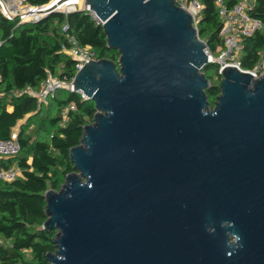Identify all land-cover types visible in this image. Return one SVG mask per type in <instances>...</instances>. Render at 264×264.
Returning a JSON list of instances; mask_svg holds the SVG:
<instances>
[{"label":"water","instance_id":"1","mask_svg":"<svg viewBox=\"0 0 264 264\" xmlns=\"http://www.w3.org/2000/svg\"><path fill=\"white\" fill-rule=\"evenodd\" d=\"M117 62L89 60L95 103L47 190L48 264H264V74L228 66L209 108V59L176 0H86Z\"/></svg>","mask_w":264,"mask_h":264},{"label":"trees","instance_id":"2","mask_svg":"<svg viewBox=\"0 0 264 264\" xmlns=\"http://www.w3.org/2000/svg\"><path fill=\"white\" fill-rule=\"evenodd\" d=\"M41 5L50 0H28ZM203 5L197 30L210 52L215 55L222 48L221 28L216 0H198ZM240 0H224L227 9ZM251 15L261 20L263 28L243 40L240 63L244 69L253 68L264 48V0H253ZM63 25L83 47L93 49L98 59L117 62L119 53L107 47L101 25L85 12L67 15L53 13L37 23L19 24L0 14V140L11 137L20 121L39 110L34 97L22 94L27 88L40 89L48 74L63 81L75 76V61L62 52L66 44ZM213 70L214 76L208 71ZM202 71L210 80L206 90L209 108L213 109L220 95L222 76L218 65L210 63ZM218 82H213L214 77ZM57 107V115L50 119L54 131L48 140L32 141L24 127L18 133L20 152L2 160L0 166L16 165L21 175L11 182L0 180V264H48L47 254L56 251L53 242L56 231L43 228L47 219V190L59 191L68 174L74 171L69 158L70 149L80 144L84 126L93 123L95 103L85 100L77 92L59 90L50 98ZM75 106L62 116L64 109Z\"/></svg>","mask_w":264,"mask_h":264},{"label":"built area","instance_id":"3","mask_svg":"<svg viewBox=\"0 0 264 264\" xmlns=\"http://www.w3.org/2000/svg\"><path fill=\"white\" fill-rule=\"evenodd\" d=\"M176 4L187 10L193 17L194 22L201 18L203 5L198 0H176ZM219 16L222 22L221 36L222 48L217 55H213L208 47L206 52L209 59L218 65V74L228 66L236 67L239 71H247L258 79L264 74V48L259 56L256 65L251 69H244L240 63V55L243 50V40L252 36L263 28L260 19L253 17V0H240L233 8L227 9L224 0H216ZM72 12H85L89 14L97 23L99 18L96 16L86 0H50L41 5L31 4L28 0H0V14L9 21H17L19 24H32L41 21L53 13L69 14ZM68 25H63L62 32L66 37V44L63 45L62 52L75 61V73L83 68L89 60H98L96 52L90 47H83L79 44L77 38L68 31ZM74 78V77H73ZM73 79L69 82L63 81L51 74L41 83L40 89L35 90L27 87L22 94L38 98L42 101L55 96L63 89L74 92ZM83 99L85 96L79 93ZM75 106H70L62 112L66 118L69 111H74ZM20 152L18 142V133L12 132L11 137L6 140H0V162L12 158ZM20 174L18 167L3 168L0 166V180L11 182Z\"/></svg>","mask_w":264,"mask_h":264},{"label":"rangeland","instance_id":"4","mask_svg":"<svg viewBox=\"0 0 264 264\" xmlns=\"http://www.w3.org/2000/svg\"><path fill=\"white\" fill-rule=\"evenodd\" d=\"M195 26L197 27L196 22ZM208 75L211 77L214 76V71H208ZM212 81L218 82V78L215 76ZM35 99L38 102L39 110L37 112L28 114L25 119L18 123L13 132L19 133L20 128L24 127L26 136H31L32 141L40 139L48 140L54 131V127L51 125L50 119L56 117L57 107L51 105L50 99H48L47 101H42L38 98ZM20 175L21 173L19 174V176Z\"/></svg>","mask_w":264,"mask_h":264}]
</instances>
